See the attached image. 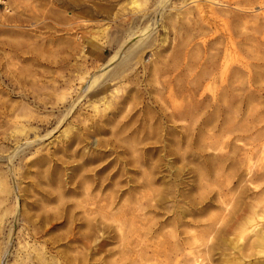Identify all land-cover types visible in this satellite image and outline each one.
<instances>
[{"label":"rangeland","instance_id":"rangeland-1","mask_svg":"<svg viewBox=\"0 0 264 264\" xmlns=\"http://www.w3.org/2000/svg\"><path fill=\"white\" fill-rule=\"evenodd\" d=\"M1 178L0 264H264V0H0Z\"/></svg>","mask_w":264,"mask_h":264},{"label":"bare ground","instance_id":"bare-ground-1","mask_svg":"<svg viewBox=\"0 0 264 264\" xmlns=\"http://www.w3.org/2000/svg\"><path fill=\"white\" fill-rule=\"evenodd\" d=\"M112 74V73H111ZM16 133V132H15ZM17 133L18 134H23V133H25V128L24 127H22V128H20L18 131H17ZM5 181L4 180H2V178L0 179V193H5L6 191H7V189H4V187H5ZM0 207H1V209H3L2 208V206H1V203H0ZM58 213V212H57ZM58 215V214H57ZM47 219V218H46Z\"/></svg>","mask_w":264,"mask_h":264}]
</instances>
